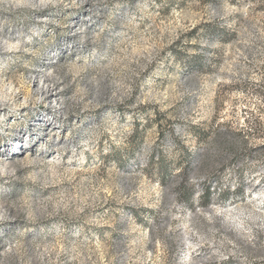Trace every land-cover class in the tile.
I'll use <instances>...</instances> for the list:
<instances>
[{"label":"rangeland","instance_id":"374dc122","mask_svg":"<svg viewBox=\"0 0 264 264\" xmlns=\"http://www.w3.org/2000/svg\"><path fill=\"white\" fill-rule=\"evenodd\" d=\"M0 264H264V0H0Z\"/></svg>","mask_w":264,"mask_h":264},{"label":"trees","instance_id":"16d2710c","mask_svg":"<svg viewBox=\"0 0 264 264\" xmlns=\"http://www.w3.org/2000/svg\"><path fill=\"white\" fill-rule=\"evenodd\" d=\"M210 195H211L210 188L207 187V189L204 192V198H205V200H208V198L210 197Z\"/></svg>","mask_w":264,"mask_h":264}]
</instances>
